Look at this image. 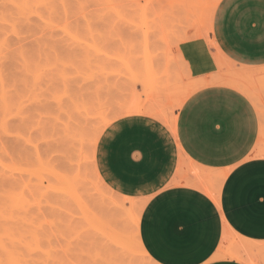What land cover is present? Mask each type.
<instances>
[{
    "label": "rangeland",
    "instance_id": "374dc122",
    "mask_svg": "<svg viewBox=\"0 0 264 264\" xmlns=\"http://www.w3.org/2000/svg\"><path fill=\"white\" fill-rule=\"evenodd\" d=\"M214 86L247 97L263 156L264 0H0V264H154L141 225L171 243L146 205L157 185L220 204L229 170L189 156L180 130ZM223 197L237 229L264 234V175ZM241 240L226 232L219 255L264 264V243Z\"/></svg>",
    "mask_w": 264,
    "mask_h": 264
},
{
    "label": "crops",
    "instance_id": "0c3cea01",
    "mask_svg": "<svg viewBox=\"0 0 264 264\" xmlns=\"http://www.w3.org/2000/svg\"><path fill=\"white\" fill-rule=\"evenodd\" d=\"M209 51L214 59L210 48ZM180 123L181 141L189 156L209 167L229 170L222 184L220 204L192 186L170 181L157 185L146 205L153 200L157 204L155 215L164 223L160 229H169L171 243L161 245L153 241L149 232L154 224L145 222L141 225L143 245L161 264H249L219 253L226 232L237 235L241 241L264 243V234L235 227L234 218H229L232 209L226 207L228 202L223 197L224 186L234 175H264V155L254 156L259 132L257 113L242 93L214 86L201 91L185 107ZM170 195L182 199H167ZM192 203L200 207L201 217L189 222L182 212Z\"/></svg>",
    "mask_w": 264,
    "mask_h": 264
},
{
    "label": "bare ground",
    "instance_id": "6f19581e",
    "mask_svg": "<svg viewBox=\"0 0 264 264\" xmlns=\"http://www.w3.org/2000/svg\"><path fill=\"white\" fill-rule=\"evenodd\" d=\"M224 69H225V68H224ZM233 83H234V82H233ZM233 83H230V84H233ZM200 84H201V83H200ZM223 84L226 85L225 82H224ZM228 84H229V83H228ZM236 84H237V83H236ZM202 85H204V84H202ZM234 86H238V85H235V84H234ZM196 87H197V86H196ZM197 88H198V87H197ZM186 97H187V96H186ZM131 108H132V109H129V110H128V113H129V111H131V110L134 111V110H133V107H131ZM136 108H137V109H136ZM136 108H135V110H139L138 107H136ZM135 112H136V111H135ZM146 112H147V111H146ZM156 112H157V111H156ZM122 113H123V112H122ZM130 113H131V112H130ZM141 113H142V112H141ZM157 113H158V112H157ZM161 114H162V113H161ZM164 116H165V115H164ZM160 117L163 118L162 116H160ZM161 118H160V119H161ZM164 119H165V118H163V120H164ZM167 119H168V118H167ZM112 120H114V119H112ZM169 120H171V119H169ZM166 121H167V120H166ZM168 122H169V121H168ZM88 124H89V123H88ZM169 124H170V123H169ZM83 125H84V124H83ZM236 126H238V125H236ZM86 127H87V126H86ZM96 129H97V128H96ZM84 130H85V129H84ZM99 131H100V130H99ZM99 133H100V132H99ZM83 134H84V133H83ZM100 134H101V133H100ZM98 135H99V134H98ZM92 137H93V136H92ZM82 138H83V137H82ZM80 141H81V140H80ZM81 154H82V153H81ZM95 169L97 170L96 167H95ZM96 175H97V174H96ZM102 180H103V179H102ZM202 186H203V185H202ZM210 190H211V189H210ZM216 193H217V192H216ZM217 194H218V193H217ZM121 195H122V194H121ZM215 198H216V197H215ZM138 220H139V219H138ZM134 222H137V224H135V225H138V224H139L137 220L134 221ZM138 227H139V226H138ZM137 229H138V228H137V226H136V230H137ZM138 231H139V230H138ZM138 231H137V233H138ZM1 233H2V232H0V235H1ZM135 235H136V234H135ZM135 235H134V236H135ZM2 236H3V235H2ZM2 236L0 237V238H1L0 241H2V239H3ZM137 236H138V234H137ZM135 237H136V236H135ZM138 237H139V236H138ZM138 237H137V238H138ZM137 238H135V239H137ZM137 240H138V241H135V243H136L137 245H139L138 243H140L141 241H140L139 239H137ZM2 242H3V241H2ZM1 245H4V244H1ZM1 245H0V250H4L3 248H5V246H3V248H2ZM137 245H136V246H137ZM1 248H2V249H1ZM137 248H138V247H137ZM140 248H141V247L138 248V249H139L138 251H140ZM141 252H142V255H143L144 252H143V251H141ZM141 252H140V253H141ZM153 261H154V262H153ZM150 262L155 264L156 261H155V260H152V261L150 260ZM157 264H160V263L157 262Z\"/></svg>",
    "mask_w": 264,
    "mask_h": 264
}]
</instances>
